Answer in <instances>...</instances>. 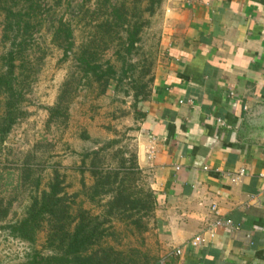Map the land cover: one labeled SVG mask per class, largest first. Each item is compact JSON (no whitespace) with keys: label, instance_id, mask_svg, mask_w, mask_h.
<instances>
[{"label":"crops","instance_id":"obj_1","mask_svg":"<svg viewBox=\"0 0 264 264\" xmlns=\"http://www.w3.org/2000/svg\"><path fill=\"white\" fill-rule=\"evenodd\" d=\"M155 27L160 54L131 136L155 197L156 264H264V0H163ZM217 217L233 228L210 238Z\"/></svg>","mask_w":264,"mask_h":264},{"label":"rangeland","instance_id":"obj_2","mask_svg":"<svg viewBox=\"0 0 264 264\" xmlns=\"http://www.w3.org/2000/svg\"><path fill=\"white\" fill-rule=\"evenodd\" d=\"M156 1L111 0L116 5L125 2L129 17L138 18L142 29L130 53L122 48L124 28L117 34L103 36L96 56L98 64L102 69L112 66L118 79L112 80L104 91L97 83L86 80L77 86L75 81L81 74L73 58L65 59L58 44L51 41V25L61 18L72 27L76 52L106 19L105 12L101 13L103 0L43 1V23L33 36L31 71L24 76V100L19 105L24 114L0 142V264H27L34 254L50 255L45 245L49 223H44L34 243L15 238L8 226L23 218L31 197L47 190L54 181L69 203L75 201L76 206L101 214L103 209L86 197L82 187L83 183L90 187L94 181L88 167L92 157L85 155L102 149L99 164L104 170L115 169L122 161H126V166L131 164V134L137 107L134 87L144 84V91L150 92L160 54L155 24L163 1L160 5ZM147 8H153L154 13L150 14ZM3 24L0 8V73L4 71L1 57L9 48L3 39ZM65 82H71L69 96L65 95L68 97L57 113L50 112L57 105ZM4 101L0 92V122ZM135 185L145 189L141 175ZM107 199L108 196L103 200ZM150 218H145L147 230L141 233L133 226L125 230L122 224L113 222L119 240L109 239V244L126 255L136 251L140 264H156L159 257L153 254L154 238L147 233Z\"/></svg>","mask_w":264,"mask_h":264},{"label":"trees","instance_id":"obj_3","mask_svg":"<svg viewBox=\"0 0 264 264\" xmlns=\"http://www.w3.org/2000/svg\"><path fill=\"white\" fill-rule=\"evenodd\" d=\"M43 1L0 0V8L4 13L3 39L9 44L7 52L1 57L4 71L0 73V92L5 97V111L0 122V142L4 141L12 126L24 114L19 105L24 100V81L27 79L24 76H28V70L31 71L29 52L32 50L33 36L43 23ZM162 1L156 2L160 5ZM124 4L125 2L116 5L111 0H103L101 13L105 12L106 19L89 36L90 40L76 52L70 23L60 18L51 25V41L58 44L65 59L73 58L76 69L81 74L75 81L77 86L86 80L97 83L104 91L112 80L118 82L113 67L108 65L102 69L96 56L103 36L117 34L122 28L126 33L123 50L130 53L135 46L142 24L138 18L129 17ZM147 11L154 13L153 8H147ZM118 56L123 60L121 53ZM123 74L125 77L127 70ZM145 88L144 84L134 87V99L137 103L135 112L140 103L149 97L150 92L146 93ZM70 89L71 82H65L58 103L50 112H58L59 105L64 104L63 99L65 95L69 96ZM101 150L85 155L86 158L92 157L88 167L94 181L90 187H85L84 183L82 185L86 190V197L103 209L101 214L78 207L75 201L69 203L68 197L61 195L62 189L58 182L54 181L47 190L31 197L23 218L8 226L15 238L34 243L35 236L44 223H49L45 245L50 255L34 254L27 264H140L136 251L126 255L113 248L109 239L113 242L119 240V233L113 222L122 224L125 230L133 226L139 233L145 232V218L153 215L155 197L149 189L135 185L141 173L134 153L129 166H126V161H122L119 167L104 170L99 164ZM107 196L109 199L103 200Z\"/></svg>","mask_w":264,"mask_h":264},{"label":"built area","instance_id":"obj_4","mask_svg":"<svg viewBox=\"0 0 264 264\" xmlns=\"http://www.w3.org/2000/svg\"><path fill=\"white\" fill-rule=\"evenodd\" d=\"M245 173V170L243 168H240L237 172L236 175H234V177H239V176H242L244 175ZM261 178H264V174L260 175ZM235 179V178H233ZM211 211L214 212L215 215L218 214L217 212V209H216V206L215 205H212L211 207ZM221 227H225V228H233V223L231 222V220L229 219H223V218H220V217H217L208 227L207 229L205 230V234L208 235V237L212 238L215 233H216V230L218 228H221ZM235 230H237L238 228L235 226L234 227ZM203 239H202V235L201 234H198L196 235L190 242L189 244L191 245V247L193 248H197L200 246V244L202 243ZM173 254L175 256H181L182 255V249L181 248H176L173 252Z\"/></svg>","mask_w":264,"mask_h":264}]
</instances>
